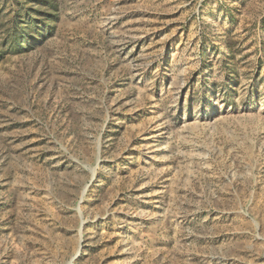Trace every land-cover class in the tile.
<instances>
[{
	"label": "rangeland",
	"instance_id": "rangeland-1",
	"mask_svg": "<svg viewBox=\"0 0 264 264\" xmlns=\"http://www.w3.org/2000/svg\"><path fill=\"white\" fill-rule=\"evenodd\" d=\"M0 264H264V0H0Z\"/></svg>",
	"mask_w": 264,
	"mask_h": 264
},
{
	"label": "trees",
	"instance_id": "trees-1",
	"mask_svg": "<svg viewBox=\"0 0 264 264\" xmlns=\"http://www.w3.org/2000/svg\"><path fill=\"white\" fill-rule=\"evenodd\" d=\"M20 18H21V14H17L16 19H15V23H14V33L16 32L17 34L19 33V30L22 31V27L20 25H18ZM26 29H27V27L24 28V30H26ZM16 33H15V36H16ZM16 38H17V36H16Z\"/></svg>",
	"mask_w": 264,
	"mask_h": 264
},
{
	"label": "water",
	"instance_id": "water-1",
	"mask_svg": "<svg viewBox=\"0 0 264 264\" xmlns=\"http://www.w3.org/2000/svg\"><path fill=\"white\" fill-rule=\"evenodd\" d=\"M78 255H79V251H78V254L75 257H77Z\"/></svg>",
	"mask_w": 264,
	"mask_h": 264
},
{
	"label": "bare ground",
	"instance_id": "bare-ground-1",
	"mask_svg": "<svg viewBox=\"0 0 264 264\" xmlns=\"http://www.w3.org/2000/svg\"><path fill=\"white\" fill-rule=\"evenodd\" d=\"M77 252H78V250H77Z\"/></svg>",
	"mask_w": 264,
	"mask_h": 264
}]
</instances>
